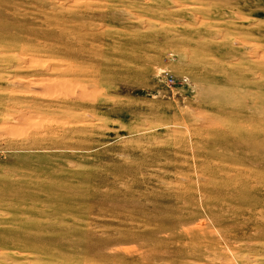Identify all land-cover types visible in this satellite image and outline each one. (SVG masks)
I'll list each match as a JSON object with an SVG mask.
<instances>
[{
	"label": "rangeland",
	"instance_id": "1",
	"mask_svg": "<svg viewBox=\"0 0 264 264\" xmlns=\"http://www.w3.org/2000/svg\"><path fill=\"white\" fill-rule=\"evenodd\" d=\"M0 264H264V0H0Z\"/></svg>",
	"mask_w": 264,
	"mask_h": 264
}]
</instances>
